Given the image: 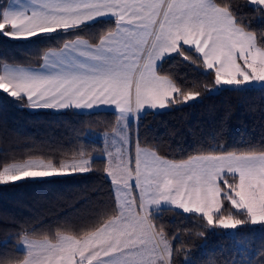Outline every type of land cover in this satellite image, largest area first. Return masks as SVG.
Wrapping results in <instances>:
<instances>
[{
  "label": "snow or ice",
  "instance_id": "snow-or-ice-1",
  "mask_svg": "<svg viewBox=\"0 0 264 264\" xmlns=\"http://www.w3.org/2000/svg\"><path fill=\"white\" fill-rule=\"evenodd\" d=\"M249 3L264 13V0ZM103 17L114 24L99 34L98 43L79 37L65 42L49 49L38 69L4 64L0 92L33 108L114 105L118 120L127 122L141 110H162L199 96L158 73L157 61L173 53L213 74L216 86L264 83V34L258 39L238 27L229 0H32L31 5L12 0L0 6V36L51 38ZM116 153L115 167L106 169L114 207L74 234L26 238L22 264H168L172 249L150 210L162 203L222 229L264 228V147L176 161L139 145L125 156L122 142ZM77 155L70 163L48 158L4 164L0 184L88 172L91 162Z\"/></svg>",
  "mask_w": 264,
  "mask_h": 264
},
{
  "label": "trees",
  "instance_id": "trees-1",
  "mask_svg": "<svg viewBox=\"0 0 264 264\" xmlns=\"http://www.w3.org/2000/svg\"><path fill=\"white\" fill-rule=\"evenodd\" d=\"M9 2L0 0V6ZM229 2L238 26L259 39L264 34L259 6L249 0ZM113 24V19H101L67 34L60 30L51 38L0 36V74L4 64L40 67L49 49L58 50L78 37L98 43L99 34ZM158 72L173 78L185 92H198L200 99L146 113L137 125L133 122L129 127L133 155L137 145L176 161L210 151L264 147V86L220 88L213 74L176 54L166 56ZM119 122L118 114L109 111L34 110L0 92V170L4 164L28 159L73 161L79 153L92 159L86 173L0 184V264H22L27 256L19 248L23 238L51 240L57 232L74 234L114 207V186L107 160L101 157L105 142L99 136L114 132ZM153 213V224L163 227L171 243V264H264V228L259 225L241 226L231 234L208 225L199 214L173 207Z\"/></svg>",
  "mask_w": 264,
  "mask_h": 264
},
{
  "label": "crops",
  "instance_id": "crops-1",
  "mask_svg": "<svg viewBox=\"0 0 264 264\" xmlns=\"http://www.w3.org/2000/svg\"><path fill=\"white\" fill-rule=\"evenodd\" d=\"M21 2L22 3H24V4H29V5H31L32 4V0H21ZM10 3H12V0H10V2H9V4ZM32 6H34V5H32ZM101 19H112L111 17H103V18H98L97 20H101ZM238 26V25H237ZM239 27V26H238ZM81 41H87L88 43H90L88 40H86V39H80ZM174 54V53H173ZM171 55V54H170ZM162 62V60L161 61H157V70L159 69V66H160V63ZM10 67H17L16 65H9ZM19 67H23V68H32V69H38L39 67H24V66H19ZM159 73V72H158ZM1 74H3V70H2V73ZM163 76V75H162ZM260 86H264V83H260V82H249V83H246V84H244V85H242V86H239V87H237V86H227V85H222V86H219L220 88L222 87H232V88H241V87H260ZM172 107V105H170V106H168L167 108H165V109H162V110H149V111H144V110H141V113H140V115H136V113H133L132 114V118L129 120V121H127V122H124V121H120L119 122V125H118V127L121 125V127H123V126H125V131H126V134H125V136L126 135H128L129 134V127H130V125L133 123V122H135V124L137 123V121H138V119L140 118V117H142L143 115H145L146 113H150V112H158V111H163V110H166V109H169V108H171ZM32 109H34V110H39V109H49V110H55V111H63V110H68V109H75V110H78V111H81V112H94V111H109V112H114V113H116V114H118L119 115V112H118V110L115 108V106L114 105H97V106H94L93 108H91V109H78V108H75V107H71V108H66V109H55V108H33V107H31ZM118 129V128H117ZM103 135H105V134H102V136L100 135L99 137H101L103 140H104V137H103ZM107 135H109V134H107ZM104 141H106V140H104ZM107 142V141H106ZM106 146V145H105ZM117 148H119V147H116V149ZM129 148H130V145H128V140L126 141V144H124V152H125V156L127 155V152L129 151ZM142 148V147H141ZM143 149H146V150H148V151H153L152 149H149V148H143ZM90 162H92V159H88ZM106 160H107V163H108V168L109 167H115V163L114 164H110L109 163V161H108V159L106 158ZM222 182V181H221ZM119 197H120V199H121V202H123V199H124V197H123V194L122 195H120L119 193L117 194ZM164 207H173V208H176V209H178V210H180V211H183L182 209H180V208H177L175 205H169V204H164V203H162L160 206H152L151 207V209L150 210H155V209H161V208H164ZM28 239V240H33V241H42V240H36V239H31V238H28V237H25V238H23L22 240H21V242H20V244H19V248H20V250H22V251H24L26 254H27V251H26V245H24L23 244V241L25 240V239ZM168 240V239H167ZM169 241V240H168ZM170 242V241H169ZM170 246H171V243H170ZM171 249H172V247H171ZM171 259H172V251H171V255L170 256H166L165 257V260L168 262V264H171L172 262H171Z\"/></svg>",
  "mask_w": 264,
  "mask_h": 264
},
{
  "label": "rangeland",
  "instance_id": "rangeland-1",
  "mask_svg": "<svg viewBox=\"0 0 264 264\" xmlns=\"http://www.w3.org/2000/svg\"><path fill=\"white\" fill-rule=\"evenodd\" d=\"M253 6H255V5H253ZM259 7H261V6H259ZM217 90H218V88L216 90H214V91H217ZM199 99H200V96H198L193 101H188L187 103H182V105H187L189 103H194V102L198 101ZM176 105L178 106V105H181V104H176ZM137 123H138V121H137ZM137 123H136V125H137ZM117 128L118 129H116L114 132L106 133L105 135H103L104 140H106L107 142L104 141L106 146H105L104 154L101 155V157L103 156L105 159L107 158L111 165L116 163V161H115V156L117 155L116 147H120L122 142H124V144H126L127 140L130 141V135L128 134V135L125 136V134H126L125 126L121 127V125H120ZM107 134H109V135H107ZM128 145H130V144L128 143ZM109 153H111L112 155L109 156ZM66 162L70 163L72 161H66ZM15 164H19V163H15ZM58 177H60V176H58ZM119 194L122 195L123 193H119ZM155 210H157V209H155ZM155 210H152V211H155ZM235 211H237V210H235ZM236 230L237 229H235V230L225 229V231L227 233H231V234L235 233ZM169 245H170V242H169Z\"/></svg>",
  "mask_w": 264,
  "mask_h": 264
}]
</instances>
